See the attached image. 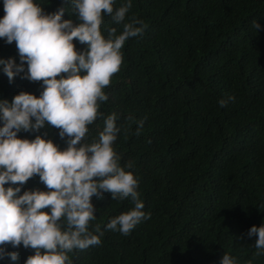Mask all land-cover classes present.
Returning a JSON list of instances; mask_svg holds the SVG:
<instances>
[{"label": "trees", "instance_id": "obj_1", "mask_svg": "<svg viewBox=\"0 0 264 264\" xmlns=\"http://www.w3.org/2000/svg\"><path fill=\"white\" fill-rule=\"evenodd\" d=\"M33 2L45 14L67 6L62 21L79 23L70 0ZM125 3L115 0L114 11ZM4 15L0 0V19ZM133 16L144 31L121 49L120 71L104 89L102 115L83 142L98 140L104 119L118 115L113 149L138 181L150 218L127 236L105 230L134 204L130 198L111 200L110 193L93 196L96 218L89 230L100 225L104 235L99 246L69 253L71 264H221L224 254L237 264H264V254L255 255L257 237L247 235L264 226V0H132L124 23ZM111 28L119 35L123 24L105 16V38ZM73 43L78 52L86 48ZM8 59L20 63L15 42L0 39V60ZM24 69L9 82L0 65V100L11 103L21 92L39 98L42 82L23 79L26 63ZM59 131L46 124L17 138L39 135L63 151L68 137L61 139ZM10 186L21 187L18 196L48 191L38 176ZM0 247L18 253L15 262L5 257L0 264H25L34 254L23 245Z\"/></svg>", "mask_w": 264, "mask_h": 264}, {"label": "clouds", "instance_id": "obj_2", "mask_svg": "<svg viewBox=\"0 0 264 264\" xmlns=\"http://www.w3.org/2000/svg\"><path fill=\"white\" fill-rule=\"evenodd\" d=\"M70 3L79 21L75 25L71 19L62 21L67 6L45 14L33 0H3L0 39L15 42L20 60L19 65L12 59L0 60L3 72L12 82L25 72L26 63L27 73L22 78L42 82L43 87L39 98L21 92L11 103L0 100V246L33 249L25 264H71L68 254L75 249L99 246L104 235L100 225L89 230L96 218L93 196L99 200L103 193H110L111 200L130 198L134 204L131 210L112 218L105 230L127 236L150 218L136 191L138 181L120 166V157L113 149L120 132L118 115L112 113L104 119L98 140L83 142L88 126L102 115L100 103L108 99L104 89L120 71L121 49L126 40L143 33V21L133 16L124 23L132 0L115 11V0ZM105 16L123 24L119 35L116 28L109 29L107 38L101 33ZM253 28L257 31L260 25L253 21ZM74 39L86 48L78 52ZM227 103L219 101L220 107ZM46 124L59 129L61 139L68 137L65 150L39 135L33 140L17 138L22 130L38 132ZM33 176H38L48 191H25L18 196L21 187H5L22 186ZM247 235L257 237L255 255L264 254V226L251 227ZM5 257L15 262L18 253L0 247V259ZM221 264L237 262L224 254Z\"/></svg>", "mask_w": 264, "mask_h": 264}]
</instances>
